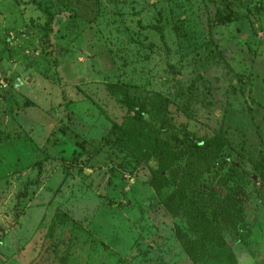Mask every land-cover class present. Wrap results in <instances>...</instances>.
Listing matches in <instances>:
<instances>
[{"label": "rangeland", "instance_id": "obj_1", "mask_svg": "<svg viewBox=\"0 0 264 264\" xmlns=\"http://www.w3.org/2000/svg\"><path fill=\"white\" fill-rule=\"evenodd\" d=\"M228 1L42 0L43 46L0 0V264H264V0ZM139 118L222 151L175 147L159 196Z\"/></svg>", "mask_w": 264, "mask_h": 264}, {"label": "trees", "instance_id": "obj_2", "mask_svg": "<svg viewBox=\"0 0 264 264\" xmlns=\"http://www.w3.org/2000/svg\"><path fill=\"white\" fill-rule=\"evenodd\" d=\"M36 7L45 15L46 20L43 25V35H42V45L45 46V43H48L51 38L53 31V20L54 12L50 10V6L43 4L42 0H32ZM224 8L226 9L228 15L232 16V10L228 0H221ZM231 20L230 17L225 18ZM225 19L220 20L219 23L224 22ZM140 126L133 128L132 131L127 134H119L115 138L117 145L121 147L123 151L131 155H138L142 153L143 155H149V157H154L158 163L161 165L157 169L153 170L151 176V186L160 196L163 194V184L161 181L160 170L162 168L167 169L173 160V156L178 154V151L174 148H179L187 155V159L195 158L198 162L197 165H204L208 167L214 162L222 151L223 144L218 139V137H213L206 140H195L189 138L186 132L181 133V137L172 132V130L166 131V133L160 134V130L156 129L154 126H151L148 120L139 118ZM167 125H170L169 120ZM171 126V125H170ZM173 129V128H172ZM175 148V149H176ZM195 163L191 165L188 164V168L192 166H197ZM194 168V167H193ZM196 173V172H195ZM62 217H66L64 214L61 216H55L54 220L63 223ZM67 218H65L66 220ZM180 240H184L181 238ZM227 251V250H226ZM228 256L224 259H219V261L231 262L233 260V254L231 251H227Z\"/></svg>", "mask_w": 264, "mask_h": 264}, {"label": "crops", "instance_id": "obj_3", "mask_svg": "<svg viewBox=\"0 0 264 264\" xmlns=\"http://www.w3.org/2000/svg\"><path fill=\"white\" fill-rule=\"evenodd\" d=\"M100 241L103 242V243L106 244V245H110V246H112L111 243H109L107 240H100Z\"/></svg>", "mask_w": 264, "mask_h": 264}]
</instances>
